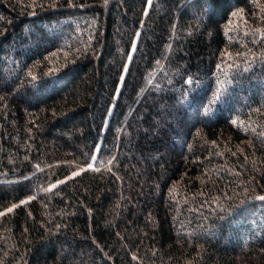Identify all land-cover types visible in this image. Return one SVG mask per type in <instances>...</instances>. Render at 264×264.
Masks as SVG:
<instances>
[{"label": "trees", "instance_id": "trees-1", "mask_svg": "<svg viewBox=\"0 0 264 264\" xmlns=\"http://www.w3.org/2000/svg\"><path fill=\"white\" fill-rule=\"evenodd\" d=\"M262 196L264 0H0V264H264Z\"/></svg>", "mask_w": 264, "mask_h": 264}, {"label": "snow or ice", "instance_id": "snow-or-ice-1", "mask_svg": "<svg viewBox=\"0 0 264 264\" xmlns=\"http://www.w3.org/2000/svg\"><path fill=\"white\" fill-rule=\"evenodd\" d=\"M147 2L150 4L151 0H147ZM261 200H264V196L260 197ZM23 203V202H22ZM12 209H8V211H11Z\"/></svg>", "mask_w": 264, "mask_h": 264}]
</instances>
